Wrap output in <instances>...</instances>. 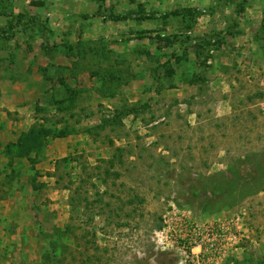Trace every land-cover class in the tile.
I'll return each mask as SVG.
<instances>
[{"label":"rangeland","instance_id":"374dc122","mask_svg":"<svg viewBox=\"0 0 264 264\" xmlns=\"http://www.w3.org/2000/svg\"><path fill=\"white\" fill-rule=\"evenodd\" d=\"M13 198L0 264H264V0H0Z\"/></svg>","mask_w":264,"mask_h":264},{"label":"built area","instance_id":"2783aa9c","mask_svg":"<svg viewBox=\"0 0 264 264\" xmlns=\"http://www.w3.org/2000/svg\"><path fill=\"white\" fill-rule=\"evenodd\" d=\"M195 232L197 235L192 242L194 245L191 247L185 245L184 247L189 253H192L193 260L196 262L210 260L212 256L221 258L225 253L228 254L236 244L237 235L231 236L223 228L211 229V232H202L201 228H195ZM230 243L233 244L230 245Z\"/></svg>","mask_w":264,"mask_h":264},{"label":"crops","instance_id":"0c3cea01","mask_svg":"<svg viewBox=\"0 0 264 264\" xmlns=\"http://www.w3.org/2000/svg\"><path fill=\"white\" fill-rule=\"evenodd\" d=\"M17 188V187H16ZM16 199H0V218H3L5 220H9L6 221L8 222V224H13V223H17V220L19 219L18 217L19 215V211L21 210V206H19V204H16ZM13 239H21V233H16L15 235H12ZM1 247L0 249L3 250V247H7V244L2 245L0 244ZM6 249V248H5ZM22 252V249L18 251V253ZM22 255V254H21ZM15 257V256H14ZM14 257L12 258V260H14ZM10 260V261H12ZM8 264H12V263H8Z\"/></svg>","mask_w":264,"mask_h":264},{"label":"trees","instance_id":"16d2710c","mask_svg":"<svg viewBox=\"0 0 264 264\" xmlns=\"http://www.w3.org/2000/svg\"><path fill=\"white\" fill-rule=\"evenodd\" d=\"M39 133H40V131L38 132V134H39ZM45 135H46V134H45ZM33 138H34V139H36V138H37V134H36V133H34V134H33ZM110 162H112V163H113V161H110Z\"/></svg>","mask_w":264,"mask_h":264}]
</instances>
